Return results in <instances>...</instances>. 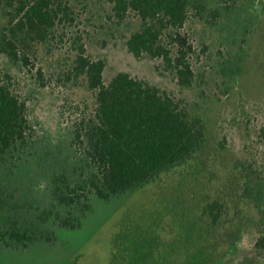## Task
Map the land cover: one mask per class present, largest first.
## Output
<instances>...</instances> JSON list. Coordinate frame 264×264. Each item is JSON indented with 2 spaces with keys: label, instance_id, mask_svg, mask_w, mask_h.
Returning <instances> with one entry per match:
<instances>
[{
  "label": "rangeland",
  "instance_id": "1",
  "mask_svg": "<svg viewBox=\"0 0 264 264\" xmlns=\"http://www.w3.org/2000/svg\"><path fill=\"white\" fill-rule=\"evenodd\" d=\"M203 1L207 19L186 27L202 59L191 87L161 60L129 51L140 20L130 13L119 22L108 0L75 1V24L61 41L40 48L30 66L0 57L54 140L66 132L73 107L94 105L86 85L65 81L75 38L92 59L107 61L106 82L127 72L182 99L206 122L194 158L141 188L97 201L82 228L63 231L53 246L0 244V264H264L255 247L264 228V0Z\"/></svg>",
  "mask_w": 264,
  "mask_h": 264
},
{
  "label": "trees",
  "instance_id": "2",
  "mask_svg": "<svg viewBox=\"0 0 264 264\" xmlns=\"http://www.w3.org/2000/svg\"><path fill=\"white\" fill-rule=\"evenodd\" d=\"M75 1L0 0V57L30 66L75 24ZM108 1L119 22L130 13L140 20L127 39L131 53L161 60L182 86L197 82L201 53L186 27L207 19L203 0ZM73 48L65 81L86 85L94 105L73 107L59 140L32 116L14 73L0 66V244L7 249L55 245L63 231L82 228L97 201L185 164L206 140L205 119L182 99L127 72L106 82L107 61L92 59L77 38ZM37 78L45 86L40 68ZM255 247L264 257V228Z\"/></svg>",
  "mask_w": 264,
  "mask_h": 264
}]
</instances>
